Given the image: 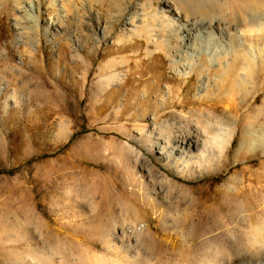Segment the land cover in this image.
Listing matches in <instances>:
<instances>
[{"label":"rangeland","instance_id":"374dc122","mask_svg":"<svg viewBox=\"0 0 264 264\" xmlns=\"http://www.w3.org/2000/svg\"><path fill=\"white\" fill-rule=\"evenodd\" d=\"M0 264H264V0H0Z\"/></svg>","mask_w":264,"mask_h":264},{"label":"bare ground","instance_id":"6f19581e","mask_svg":"<svg viewBox=\"0 0 264 264\" xmlns=\"http://www.w3.org/2000/svg\"><path fill=\"white\" fill-rule=\"evenodd\" d=\"M218 24V23H217ZM220 25V24H219Z\"/></svg>","mask_w":264,"mask_h":264}]
</instances>
